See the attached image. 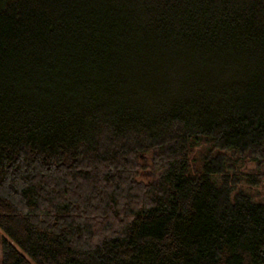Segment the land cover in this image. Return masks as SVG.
<instances>
[{
  "label": "trees",
  "instance_id": "trees-1",
  "mask_svg": "<svg viewBox=\"0 0 264 264\" xmlns=\"http://www.w3.org/2000/svg\"><path fill=\"white\" fill-rule=\"evenodd\" d=\"M263 180L264 0H0L1 264H264Z\"/></svg>",
  "mask_w": 264,
  "mask_h": 264
},
{
  "label": "rangeland",
  "instance_id": "rangeland-1",
  "mask_svg": "<svg viewBox=\"0 0 264 264\" xmlns=\"http://www.w3.org/2000/svg\"><path fill=\"white\" fill-rule=\"evenodd\" d=\"M143 162H145V159L142 160ZM241 171L243 173H249L251 170L254 171L255 170V163L249 161L246 162L245 164H242L240 167ZM154 175H150V174H143V178L144 179H151L154 178ZM252 192L256 195H258L259 198H261L262 200H264V180L261 182L260 185H258L257 187L252 189ZM4 240H7L6 236L3 234V232L0 230V264L2 262V248H3V242Z\"/></svg>",
  "mask_w": 264,
  "mask_h": 264
}]
</instances>
